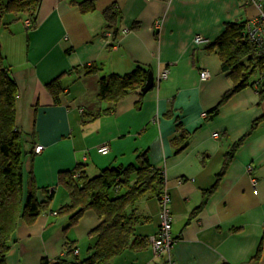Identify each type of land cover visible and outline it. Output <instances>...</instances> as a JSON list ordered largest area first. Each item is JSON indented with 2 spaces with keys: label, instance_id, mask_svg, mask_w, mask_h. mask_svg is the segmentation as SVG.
<instances>
[{
  "label": "crops",
  "instance_id": "obj_1",
  "mask_svg": "<svg viewBox=\"0 0 264 264\" xmlns=\"http://www.w3.org/2000/svg\"><path fill=\"white\" fill-rule=\"evenodd\" d=\"M82 1L42 0L36 28L27 16L13 14L0 27L6 64L18 86L16 126L23 138L26 182L32 176L41 202L54 193L50 210L33 226L20 223L7 264L55 260L65 255L67 240L75 243L79 258L89 257L91 233L103 220L89 210L66 229L69 216L56 214L70 201L59 174L81 165L93 178L108 168H139L142 156L164 171L175 245L160 256L151 246L127 250L110 264H264L262 84L257 79L208 118L234 84L220 56L209 45L194 44L197 35L213 44L227 23L256 22L258 7L248 0H97L96 11L83 14L76 5ZM113 5L120 12L116 40L104 16ZM84 66H97L99 72L86 74ZM75 68L79 72L64 79L66 92L56 104L47 84ZM137 69L152 71L155 78L169 75L143 98L130 94L99 115L110 107L99 100V79ZM204 70L210 79L202 80ZM248 133L216 192L190 220L216 183L226 154ZM104 144L109 154L99 152ZM37 145L43 146L41 153ZM161 210L159 197L151 195L131 208L143 221L136 227L138 237L158 234Z\"/></svg>",
  "mask_w": 264,
  "mask_h": 264
},
{
  "label": "trees",
  "instance_id": "obj_2",
  "mask_svg": "<svg viewBox=\"0 0 264 264\" xmlns=\"http://www.w3.org/2000/svg\"><path fill=\"white\" fill-rule=\"evenodd\" d=\"M96 1L84 0L76 5L83 14H89L96 11ZM41 3L42 0H0V27L3 26L4 17L13 14L20 18L27 16L32 20L31 28H36ZM104 16L109 28L114 30L113 37L116 40L119 35L116 25L120 17L117 6L108 8ZM247 26L248 22L227 23L223 33L208 46L209 51L220 56L223 70L229 73L234 84L221 102L208 112V118L218 115L222 106L236 93L255 85L257 79L262 84L260 93L264 98V55H259L256 47L247 38ZM83 69L86 74L99 72L97 66H84ZM79 70L80 68H75L64 72L47 84L56 104L61 103V98L66 92L64 79ZM150 72L137 69L126 76L101 77L98 83V97L101 102L110 104V107L100 110L99 115L113 111L115 106L130 94L136 93L141 98L146 96L143 90ZM155 87L156 84L152 89ZM17 98L18 86L9 73L0 40V264H7L11 242L20 223L25 222L33 226L50 210L54 199V193H50L47 201L41 202L38 198L39 189L32 176L26 182L23 138L16 126ZM251 135L252 133H248L226 154L216 183L205 191L201 206L192 212L190 220L207 205L209 198L226 176L238 150ZM187 139L188 135L183 132L181 142L185 144ZM133 178L135 182L131 184ZM58 184L65 188L70 197L69 203L57 212L58 216H69L70 223L66 229L76 226L89 210L96 212L103 222L91 233L95 242L90 248L89 257L81 259L75 255V243L67 240L64 256L55 260L43 259L41 264H110L127 250L142 251L150 247L149 238L136 235V227L143 221L135 212L130 211L143 197H160L165 190L164 171L153 167L147 156L140 158L139 168H108L93 178L79 165L72 171L61 172ZM260 253L261 248L258 257Z\"/></svg>",
  "mask_w": 264,
  "mask_h": 264
},
{
  "label": "built area",
  "instance_id": "obj_3",
  "mask_svg": "<svg viewBox=\"0 0 264 264\" xmlns=\"http://www.w3.org/2000/svg\"><path fill=\"white\" fill-rule=\"evenodd\" d=\"M254 3L259 9V16L254 23H249L246 29V36L249 41L256 47L257 53L259 55H264V0H248ZM30 23L28 22V25ZM126 31V30H125ZM194 44L198 47L207 46L211 44V40L203 35H197L194 38ZM169 75L168 71H165L159 74L155 78V84L159 85L163 80L167 79ZM202 80H208L211 78V73L209 70L202 71L201 74ZM214 136L218 138L219 133H215ZM43 146L37 145L36 152L41 153L43 151ZM99 152L102 154H109L110 147L107 144H104L100 147ZM78 178V176H76ZM254 185H257L256 180L254 179ZM161 203V224L158 231V234L149 238L150 246L155 251L156 255L160 256L163 253L170 254L174 245L175 239L172 234L173 230V216L170 210V194L168 190L164 192L159 197ZM57 214V213H56ZM75 255H78L79 251L75 250Z\"/></svg>",
  "mask_w": 264,
  "mask_h": 264
},
{
  "label": "water",
  "instance_id": "obj_4",
  "mask_svg": "<svg viewBox=\"0 0 264 264\" xmlns=\"http://www.w3.org/2000/svg\"><path fill=\"white\" fill-rule=\"evenodd\" d=\"M154 84H155V74L154 72L151 71L148 75L147 83L145 85L143 92L145 94L149 93L150 90L154 87Z\"/></svg>",
  "mask_w": 264,
  "mask_h": 264
},
{
  "label": "rangeland",
  "instance_id": "obj_5",
  "mask_svg": "<svg viewBox=\"0 0 264 264\" xmlns=\"http://www.w3.org/2000/svg\"><path fill=\"white\" fill-rule=\"evenodd\" d=\"M5 52V51H4Z\"/></svg>",
  "mask_w": 264,
  "mask_h": 264
}]
</instances>
